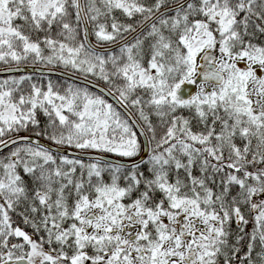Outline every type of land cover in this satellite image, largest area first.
<instances>
[{"label":"snow or ice","instance_id":"obj_1","mask_svg":"<svg viewBox=\"0 0 264 264\" xmlns=\"http://www.w3.org/2000/svg\"><path fill=\"white\" fill-rule=\"evenodd\" d=\"M0 264H264V0H0Z\"/></svg>","mask_w":264,"mask_h":264},{"label":"trees","instance_id":"obj_2","mask_svg":"<svg viewBox=\"0 0 264 264\" xmlns=\"http://www.w3.org/2000/svg\"><path fill=\"white\" fill-rule=\"evenodd\" d=\"M95 38L93 37V40H94ZM108 46H110V45H108V44H102V45H100V47H108ZM18 74V73H17ZM34 79H37V77L36 76H34L33 77ZM56 78V76L55 75H53V79H55ZM61 79H63L62 77H61ZM75 83V82H74ZM44 119V117H43V114L41 113V120H43Z\"/></svg>","mask_w":264,"mask_h":264},{"label":"water","instance_id":"obj_3","mask_svg":"<svg viewBox=\"0 0 264 264\" xmlns=\"http://www.w3.org/2000/svg\"><path fill=\"white\" fill-rule=\"evenodd\" d=\"M109 47H110V46H109ZM106 48H107V47H106ZM53 75H55V74H53ZM73 82H75V83H76L77 81H76V80H74ZM108 99H110V100H111V98H110V97H108Z\"/></svg>","mask_w":264,"mask_h":264}]
</instances>
